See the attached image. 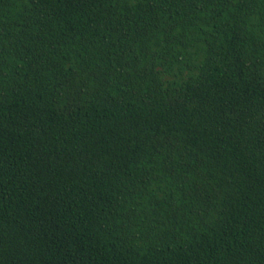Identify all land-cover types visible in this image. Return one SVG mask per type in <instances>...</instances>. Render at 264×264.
<instances>
[{
    "label": "trees",
    "instance_id": "trees-1",
    "mask_svg": "<svg viewBox=\"0 0 264 264\" xmlns=\"http://www.w3.org/2000/svg\"><path fill=\"white\" fill-rule=\"evenodd\" d=\"M0 264H264V0H0Z\"/></svg>",
    "mask_w": 264,
    "mask_h": 264
}]
</instances>
